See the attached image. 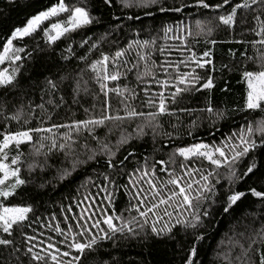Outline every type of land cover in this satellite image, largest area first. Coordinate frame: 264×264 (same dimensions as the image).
Segmentation results:
<instances>
[{
  "label": "snow or ice",
  "instance_id": "snow-or-ice-1",
  "mask_svg": "<svg viewBox=\"0 0 264 264\" xmlns=\"http://www.w3.org/2000/svg\"><path fill=\"white\" fill-rule=\"evenodd\" d=\"M117 2L189 16L143 36L134 29L121 43L119 24L87 35L103 25L89 0H55L0 42V264H118L105 259L106 244L175 242L181 234L190 246L177 249L179 264H203L198 245L216 210L228 214L249 196L258 209L235 218L213 264H264V117L247 118L264 113V0H100L108 9ZM218 43L229 45L219 68ZM36 57L54 61L42 79L25 75ZM228 74L244 86L242 105L232 108L211 95L217 75L221 91H230ZM203 93V103L192 105ZM62 111L68 115L58 122ZM230 113H244V124L217 141ZM205 125L207 142L196 138ZM146 137L150 151L138 154L134 144L148 143ZM185 137L193 142L183 143ZM89 167L95 178L85 172L58 211L43 215L34 203L11 202L23 201L29 187L46 190ZM253 178L260 188L241 190Z\"/></svg>",
  "mask_w": 264,
  "mask_h": 264
},
{
  "label": "trees",
  "instance_id": "trees-1",
  "mask_svg": "<svg viewBox=\"0 0 264 264\" xmlns=\"http://www.w3.org/2000/svg\"><path fill=\"white\" fill-rule=\"evenodd\" d=\"M54 2L55 0H15L13 4H8V0H0V42H2L3 38H5L10 33V29L15 26H22L23 23H25L27 17L35 14L36 11ZM89 7L93 8L94 16L101 18L103 25L90 26L89 30L87 31V35L94 38L99 37L105 32L106 29L111 30L115 25L119 24L124 26L122 35L119 32L116 33V35L120 36L121 43H123L125 36L131 38L134 29H143V36L149 31L159 30L162 22L172 23V21L177 17L181 20H184L189 16V13H185L182 16L172 13L162 14L155 9H122L118 2L115 7L108 9L104 8L100 4V0H89ZM146 11H152L153 15H146ZM195 11L196 10H190V12L193 13ZM128 16H139V19L128 20ZM114 17H120V19L117 21L114 19ZM80 38V35L75 37L77 42L80 40ZM219 38L224 39V34L221 33ZM26 42L29 45L32 44L31 40H26ZM189 43L191 45L192 41L190 40ZM55 47L57 48V52H59L64 47V44L62 42H58ZM204 47L205 45L203 41H201L196 45V50L198 52L202 51ZM228 47L229 45L227 44L218 43L216 45L215 63L217 68L220 66L221 56L227 51ZM105 50H107V45H105ZM77 51L79 52L80 50L77 49ZM52 63H54V61L49 60L47 57H36L34 62L30 64L28 72H26L25 75L31 74L33 77L42 79L43 75L48 74ZM52 71H55V69H52ZM225 79L228 81V87L230 88V91L227 94L221 91V88H223L225 84L224 80L219 79L217 75L216 87L211 94L214 98L213 103L220 104L221 106L226 105L229 108L242 105L244 86L237 83L238 76L235 74H228L225 76ZM134 83L135 82L133 81V84ZM2 94V91H0V95ZM207 95L208 93L197 94L191 98L190 102L192 105L201 104L203 103L204 97ZM82 103H84L85 107H88L91 105L92 100L90 97H88L85 98ZM112 104L114 108L117 106L115 97L112 98ZM97 106L99 107V103H97ZM73 111L77 113L78 118H83L84 113L82 109H78L76 106H73ZM67 115L68 114L66 112L62 111L60 113V117H57L56 119L59 122L61 117H66ZM244 117V113H230V119L221 122V124L218 126L219 130L215 133V139L219 141L229 132L236 131L238 125L244 124ZM262 117H264V113L260 112L248 114L247 116L249 120L253 121ZM166 120L167 118H165V125L167 127ZM17 127L18 126L15 123L12 124L13 129H16ZM132 127H135V124H132L128 130L131 131ZM196 138L206 142L212 139V137L208 134L207 125L199 129V131L196 133ZM145 139L148 140V143L141 142L134 144L138 154L144 153L146 150L150 151V140L147 137ZM191 142H193L192 139L188 137H185L183 140V143L185 144ZM177 143L180 142L177 141ZM131 167L132 165L130 164L129 170H131ZM99 170L103 171V169ZM85 172L93 175L95 178V174L92 172L91 167L87 169H81L63 183L56 184L55 186H49L46 190H39L38 188L29 187L23 194V201L20 197H16L11 202L14 204H19L22 202L34 203L38 214L43 215H47L52 211H58L61 203L64 205L68 204V200H66L65 197L75 195L76 189L81 183ZM45 178H50V175L49 177ZM37 183H39V181H37ZM248 186H255L258 189L260 188V184L257 183L254 178L249 179L247 183L241 184L240 188L243 190ZM91 191L95 192L96 189L92 188ZM81 192L83 193L84 189H81ZM125 201L126 197L121 196L116 204L118 210L124 205ZM254 201L255 198L249 196L247 199L243 200V202L239 203L238 206L234 207V209L228 214L223 213L219 208L216 210L213 220L206 229V238L199 242L198 245L199 259L203 262V264H213V261L216 259V251L226 250L227 235H231L230 229L237 222L235 218H242L245 215H249L254 209H258L259 205L254 203ZM221 240L225 241V245L221 249H218L217 245ZM181 244H183L184 247L190 246V240L186 241L182 234L175 242L159 241L150 242L148 245H145V243L140 240H121L118 242L116 247H113L110 243L105 245L107 251L111 253L110 256H105V259L111 260L112 258H115L116 261H118V264H148V262H150V264H179V255H177V249ZM85 264H87V261Z\"/></svg>",
  "mask_w": 264,
  "mask_h": 264
}]
</instances>
